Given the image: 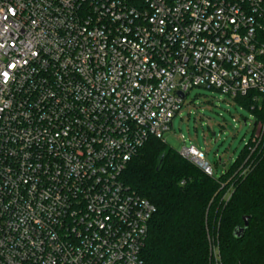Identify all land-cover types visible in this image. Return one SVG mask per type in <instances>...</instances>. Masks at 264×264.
I'll list each match as a JSON object with an SVG mask.
<instances>
[{
    "label": "built area",
    "instance_id": "2783aa9c",
    "mask_svg": "<svg viewBox=\"0 0 264 264\" xmlns=\"http://www.w3.org/2000/svg\"><path fill=\"white\" fill-rule=\"evenodd\" d=\"M195 88L262 103L264 0H0V264H144L122 176Z\"/></svg>",
    "mask_w": 264,
    "mask_h": 264
},
{
    "label": "trees",
    "instance_id": "16d2710c",
    "mask_svg": "<svg viewBox=\"0 0 264 264\" xmlns=\"http://www.w3.org/2000/svg\"><path fill=\"white\" fill-rule=\"evenodd\" d=\"M253 93L235 101L255 116L254 135L220 179L208 176L159 139L150 138L128 164L122 180L156 207L142 250L144 264H264V101ZM164 160L157 170L159 160ZM250 217L242 236L244 217Z\"/></svg>",
    "mask_w": 264,
    "mask_h": 264
},
{
    "label": "rangeland",
    "instance_id": "374dc122",
    "mask_svg": "<svg viewBox=\"0 0 264 264\" xmlns=\"http://www.w3.org/2000/svg\"><path fill=\"white\" fill-rule=\"evenodd\" d=\"M255 121L251 110L228 96L195 88L184 99L172 128L161 141L178 153L195 146L205 154L214 177L220 179L253 139ZM263 131L264 124L259 122L255 138H261Z\"/></svg>",
    "mask_w": 264,
    "mask_h": 264
},
{
    "label": "water",
    "instance_id": "95a60500",
    "mask_svg": "<svg viewBox=\"0 0 264 264\" xmlns=\"http://www.w3.org/2000/svg\"><path fill=\"white\" fill-rule=\"evenodd\" d=\"M179 96L181 97V98H185V95L184 94H182V93H179ZM163 160H164V157H162L160 160H159V164H158V166H157V170H159L160 169V166H161V164H162V162H163ZM249 219H250V217H244V227L243 228H241L239 231H237V235L238 236H242L243 234H244V232H245V229L248 227V225H249Z\"/></svg>",
    "mask_w": 264,
    "mask_h": 264
}]
</instances>
